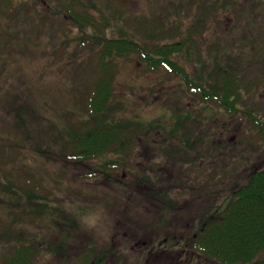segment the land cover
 <instances>
[{"label":"rangeland","instance_id":"rangeland-1","mask_svg":"<svg viewBox=\"0 0 264 264\" xmlns=\"http://www.w3.org/2000/svg\"><path fill=\"white\" fill-rule=\"evenodd\" d=\"M79 1L98 20L100 35L125 36L147 46L184 41L189 26L206 21L204 34L188 42L177 60L193 77L206 78L227 64L236 69L239 111L232 117L212 112L179 78L164 69L148 72L134 55L118 63L110 116L160 126L149 136L150 147L137 144L126 166L115 172L104 168L105 161L122 159L111 154L85 163L65 161L62 141L85 114L82 92L94 76L96 47H82L78 24L58 12L68 0H12L20 7L14 6L10 18L0 17V169L6 171L0 185L19 194L10 167H23L27 173L15 171L14 182L28 190L27 179L40 180L51 191L52 207L29 221L1 197L0 262L15 246L7 237L22 230L25 243L41 247L35 264H80L88 247L97 256L109 255L105 264H182L194 232L226 204L233 187L246 184L250 172L264 164V140L251 120L264 121V0ZM31 3L35 9L29 13ZM181 111L191 117L182 126L193 141L182 158L198 180L168 211L154 194L187 187L181 185L178 162L174 165L183 155L184 138L171 140L181 146L172 158L159 154L157 146L166 136L161 131L173 130ZM211 113L217 117L210 119ZM195 157L201 158L198 168L189 165ZM145 173L157 183L136 182ZM14 218L20 223L13 224ZM7 226L13 227L11 233ZM253 264H264V253Z\"/></svg>","mask_w":264,"mask_h":264},{"label":"trees","instance_id":"trees-1","mask_svg":"<svg viewBox=\"0 0 264 264\" xmlns=\"http://www.w3.org/2000/svg\"><path fill=\"white\" fill-rule=\"evenodd\" d=\"M14 6L15 10L20 7V5L14 4L12 0H0V17L10 18L15 13H12ZM77 8L82 9L83 12H78ZM33 9H35V6L31 3L28 12L30 13ZM58 12L68 19L72 25L78 24L81 31L79 38L82 47L87 49L96 47L93 61L94 76L91 83L85 86V90L82 92L84 94L82 104L85 114L73 124L71 131L68 132V138L62 141L65 161L85 163L111 154L122 158L121 160L105 161L104 168L106 171L115 172L126 166V158L134 155L137 144L141 143L145 147H150L152 142L149 141V136L156 129L159 130L160 126L154 127L150 123L133 120H116L110 116L118 63L120 60H129L134 55L141 60L148 72H158L164 69L173 77L179 78L189 94L193 96L192 98L198 101L199 104L206 105L207 108L210 107L212 112L223 110L232 117L239 111L237 104L241 89V78L238 76L236 69L227 64L224 68L221 66L220 68H214L206 78L193 77L181 61L177 60V57L187 52L190 46L188 42H192L198 35L204 34L207 28L206 21L199 20L189 26L186 29V39L184 41L155 43L152 46H147L138 40L125 36L110 38L100 35L98 20L88 13L85 5L79 0H68L64 8ZM86 28H89L90 31L85 30ZM166 35L171 36L170 31ZM0 43H4L1 38ZM11 50L10 48L9 51ZM13 100L15 102L16 97ZM22 106L25 108L23 111H26L27 107L24 104ZM69 113L73 117L74 112L70 111ZM18 114L20 115V111ZM181 114L182 111L178 114L179 116H176L177 122L174 124L173 130L171 128L161 131L166 136L163 141L158 142L159 145L157 146L159 154L168 155L172 158L173 153H176L181 146L171 140L176 137L180 138L179 135L184 138L182 140L184 147L182 146V151H179L183 155L174 160V165L178 166L179 164L181 185L187 187L178 190L173 189L171 192L175 194L170 193V191L163 192L162 190L154 194L158 205H164L165 210L168 211L179 205L180 194L185 193V188L188 189L194 181L198 180V178L191 177L190 168L186 169L188 162L185 163L186 160L184 161L182 158L188 154H185V148L193 149V146L190 145L193 141L182 126L183 122L191 117ZM211 114L212 118L210 119L217 117L213 113ZM20 119H23V117L21 116ZM251 120L258 128L260 137L264 140V121L255 117ZM21 123L25 126V120ZM200 159L195 157L188 160L189 165L198 168L195 164ZM10 162L12 163V161ZM177 162L178 164H176ZM156 164V167H160L158 161ZM4 169H0V174L5 176L6 171ZM10 171L13 174L12 186L20 193L12 194L11 191V195L8 188L0 185V193L2 188L5 189V191L3 190L4 196L0 195V201L4 197L9 198L8 204L15 205V208L19 210V214L16 216L21 217V215L26 214L30 221L33 216L39 215L40 210L52 207L49 204L51 191L47 186H42L40 180L27 179L26 177L30 188L27 190V188L17 185L16 181L13 180L15 171L19 175L26 174V169L23 167L13 169L12 165ZM154 175L158 176V173L155 172ZM154 175L145 173L144 177L141 180L138 178L136 182L157 183L153 178ZM163 198L165 201L161 204ZM157 201L154 202L157 203ZM159 219L161 221L164 218L161 216ZM16 222L20 223L19 220L14 218L12 223ZM9 226L6 229H8V233H11L13 227L10 228ZM17 233L9 237L6 236L9 240H15V246L0 264H35L41 255V247L34 241L25 243L22 230H20V234ZM28 240L30 241L32 238H28ZM262 253H264V164L257 166L250 172L246 184L233 187L226 204L213 212L204 225L194 232L189 244L184 246L182 254L185 260L181 263L253 264ZM82 254L80 264H105L111 259L109 255L101 254L97 256L93 247H88Z\"/></svg>","mask_w":264,"mask_h":264}]
</instances>
